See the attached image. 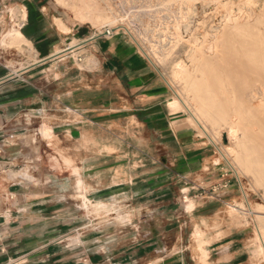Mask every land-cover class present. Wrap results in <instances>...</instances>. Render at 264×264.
Returning <instances> with one entry per match:
<instances>
[{"label":"rangeland","instance_id":"1","mask_svg":"<svg viewBox=\"0 0 264 264\" xmlns=\"http://www.w3.org/2000/svg\"><path fill=\"white\" fill-rule=\"evenodd\" d=\"M48 4L53 14L63 17L65 23L75 29L80 28L81 35L114 37L133 48L154 72L167 99L171 100V120L180 134L178 138L183 141L185 138L194 139L196 150L203 146L213 151L214 168L224 176L222 182L218 181L221 186L216 182L218 188L214 190L210 184L201 183L206 189L193 188L189 192L183 188L191 187V180L181 181L179 178L177 195L172 196L178 203V210H172V215L176 213L179 219L184 216L190 220L201 218L195 231L190 225L184 228L186 241L191 236L188 246L193 253L194 244L202 243L200 257L187 259V264H210L213 261L207 250L210 241L206 238L210 234H214L213 240L227 236V239L237 240V244L250 255V264H264V132L260 139L249 138L251 132L264 129V75L259 73V68L264 65V0H48ZM239 9L243 10L238 15L240 21L230 32L224 33L226 39L209 42L214 28L222 31L225 28L226 14L234 12L235 15ZM22 11L26 14L25 10ZM57 22L61 31H69L63 22ZM17 23L3 20L1 29L0 71L6 75L17 73L38 60L36 51L24 39ZM85 50L75 56L77 67L92 74L99 72L101 63L93 53ZM157 56L161 62L157 61ZM180 63H185L186 77L175 80V70ZM49 68L47 65L44 70ZM6 89L10 87L5 86L2 90ZM213 102H228V105L220 108L219 105L213 106ZM240 107L245 108L242 111L247 119L245 122L233 118V111ZM191 111L197 113L203 128L193 121ZM134 125L125 121L112 134L99 131V138L113 137L117 145L103 147L98 153L115 155L123 150L130 156H139L157 154L164 149L161 144L170 138L169 131L142 132L146 139V147H143L138 145L137 130L131 127L124 130ZM41 134L46 139L52 137L47 125L42 126ZM242 137L246 140H240ZM200 140L205 143L202 145ZM172 149H177L179 155H192L190 147L179 145ZM196 154L197 151H193V155ZM66 161L70 163L69 159ZM80 184L81 193L76 197L85 209L73 205L51 209L46 216L49 220L39 219L28 228L33 234V242L29 244L32 248L28 250L32 251L30 260L23 259L15 264H137L139 259L136 256H122V242L133 238V230L145 232L140 242L147 244V252L156 247L160 230L153 227L155 221L140 225V230L137 221L122 228L121 223L130 215L118 210H126L129 202L122 197L120 189L112 191L111 184L99 185L97 193L90 195L91 202L86 194L87 186L83 182ZM227 190L233 192L232 196L223 193ZM83 196H86L87 204ZM72 200V197L67 199L68 202ZM74 202L78 204L77 200ZM215 202L218 203L214 207L210 206ZM229 206L233 212L228 215ZM135 216L137 220L136 213ZM198 225L203 231L197 228ZM216 235L219 238L214 239ZM144 239L149 242H143Z\"/></svg>","mask_w":264,"mask_h":264},{"label":"crops","instance_id":"2","mask_svg":"<svg viewBox=\"0 0 264 264\" xmlns=\"http://www.w3.org/2000/svg\"><path fill=\"white\" fill-rule=\"evenodd\" d=\"M3 20L18 22L38 60L17 73L0 71V264L30 260L33 234L28 228L39 219L49 220L46 216L51 209H64L66 205L85 209L76 197L81 193V182L87 186L91 202L90 195L97 193L99 185L111 184L112 191L120 189L122 197L129 200L128 207L112 206L130 215L121 223L122 228L137 221L140 230V225L155 221L153 227L160 230L156 247L150 252L146 251L147 244L140 242L145 232L133 230V238L122 242V256H136L137 264H187V259L200 257L196 243V253L189 248L191 236L186 241L184 228L190 225L195 231L201 218H193V222L187 216L179 219L176 213L172 215V210H178L172 196L177 195L179 178L191 180L192 186L183 188L190 192L193 188L206 189L201 183L216 190L215 183L220 187L218 181L222 182L224 176L214 168L212 150L203 146L196 150L194 139L178 138L180 134L171 120V100L154 72L119 39L81 35L80 28L52 13L48 0H0V34ZM58 20L69 28L68 32L59 29ZM84 49L101 63L99 72L92 74L77 67L75 56ZM47 65L50 68L45 71ZM5 86L10 89L3 91ZM125 121L135 124L124 130L131 127L138 131L139 146L146 147L142 132L169 131L170 138L162 142L164 149L153 155L130 156L123 150L115 155L98 153L103 147L117 145L113 137L99 138L98 132L112 134ZM43 125L50 128L51 138H43ZM179 145L190 147L192 155H179L172 149ZM223 193L232 196L233 192ZM70 197L72 202L67 201ZM197 228L203 231L199 225ZM212 235L205 237L210 241V264H250V255L237 240L228 236L213 240ZM143 258L145 262L140 261Z\"/></svg>","mask_w":264,"mask_h":264},{"label":"bare ground","instance_id":"3","mask_svg":"<svg viewBox=\"0 0 264 264\" xmlns=\"http://www.w3.org/2000/svg\"><path fill=\"white\" fill-rule=\"evenodd\" d=\"M180 1V0H179ZM216 1H218V2H220V1H222V0H216ZM225 2V1H224ZM217 4V3H216ZM191 12L193 11L192 9L190 10ZM186 12V11H185ZM184 12V13H185ZM242 12H243V10L242 9H239L238 10V12L234 15V12H231V13H228V14H226V16H225V18H224V20H223V27H225L224 29H223V31L222 30H219L218 28H214V30L211 32L212 33V39L211 38H209V42H220V40L221 39H226V37H225V34L224 33H227V32H230V30H231V28H232V26H236L238 23L237 22H239L240 21V16H238V15H241L242 14ZM22 15H23V17L25 18L26 17V14L24 13V11H22ZM250 16H252V14H250ZM242 17V16H241ZM188 18V17H187ZM187 20V19H186ZM99 22H100V20H98ZM97 21V22H98ZM116 24V23H115ZM190 27V26H189ZM186 29V28H185ZM190 29V28H189ZM106 33H108V32H106ZM18 35V34H17ZM109 35V34H108ZM211 35V34H210ZM223 40L221 41V43L223 42ZM164 48V47H163ZM158 55V54H157ZM158 57V56H157ZM157 61H160L159 60V57L157 58ZM161 62V61H160ZM184 65H185V63H180V64H178L177 65V67H176V70H175V80H179V79H185V72H184ZM260 67V66H259ZM193 68H194V66H193ZM187 69V68H186ZM259 73H260V75H261V73L264 75V65H262V67H260L259 68ZM175 90V89H174ZM263 91H264V88L262 89ZM176 91V90H175ZM223 91H224V89H223ZM264 93V92H263ZM262 100L264 101V96H262ZM182 103H183V105L184 106H186L187 105V103H185V101L184 100H182ZM225 103V104H224ZM224 103H219V104H217V103H215V102H213L212 103V105L213 106H217V105H219V107L221 108V107H224V108H226V106L228 105L227 103L228 102H224ZM262 105V104H261ZM188 109V108H187ZM189 110V109H188ZM243 110H245V108H243V107H240L238 110H234L233 111V113H234V115H233V118H235V120L237 121V122H245V121H247V119L245 118V116H243L242 115V111ZM191 114L193 115V121L194 122H196L199 126H201L202 128H203V126L201 125V123H200V121H199V118H198V115H197V113L195 114V113H193L192 111H191ZM236 122V123H237ZM43 132V131H42ZM264 132V129L263 128H261V129H258V131H256V132H251L250 134H249V138L251 139V140H254V139H260L261 137H262V133ZM235 136H236V134H235ZM236 138V140L237 141H239L238 140V136H236L235 137ZM246 140V138L245 137H242L240 140ZM201 141V143H202V145H203V143H205V140H200ZM209 141V140H208ZM263 142H264V140H263ZM220 159V158H219ZM221 161V160H220ZM230 165V164H229ZM234 168V167H233ZM238 175V174H237ZM83 199L85 200V203L87 204V201H86V196H83ZM235 208V207H234ZM226 211V210H225ZM227 212H228V215L230 214V213H232L233 212V209L229 206L228 207V209H227ZM236 214V213H235ZM238 215V214H237ZM246 224H248V223H246ZM262 226H264V225H262ZM261 232V231H260ZM262 236V235H261ZM258 238V237H257ZM262 238V237H261ZM201 242H197L196 244H195V249H196V251L199 253L200 252V250H201ZM263 251V250H262ZM194 253H196V252H194Z\"/></svg>","mask_w":264,"mask_h":264},{"label":"built area","instance_id":"4","mask_svg":"<svg viewBox=\"0 0 264 264\" xmlns=\"http://www.w3.org/2000/svg\"><path fill=\"white\" fill-rule=\"evenodd\" d=\"M107 34H109V32Z\"/></svg>","mask_w":264,"mask_h":264}]
</instances>
